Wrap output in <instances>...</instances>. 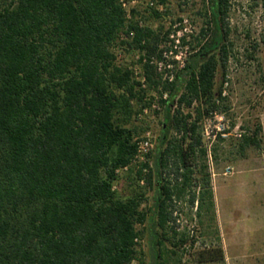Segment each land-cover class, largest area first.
<instances>
[{
	"label": "trees",
	"instance_id": "1",
	"mask_svg": "<svg viewBox=\"0 0 264 264\" xmlns=\"http://www.w3.org/2000/svg\"><path fill=\"white\" fill-rule=\"evenodd\" d=\"M229 7L206 0L194 52L172 81L144 65L149 86L168 99L154 164L137 169L133 101L146 89L115 50L160 57L169 33L142 25L136 8L129 17L121 0H0V264H147V225L154 264H181V255L171 261L188 241L181 199L216 222L211 176L203 164L197 180L195 159L207 155L200 122L225 99L216 77L221 68L225 78L233 49ZM259 130L241 146H260ZM124 168L154 190L151 205L145 190L117 194ZM224 258L221 245L200 253L201 261Z\"/></svg>",
	"mask_w": 264,
	"mask_h": 264
},
{
	"label": "rangeland",
	"instance_id": "2",
	"mask_svg": "<svg viewBox=\"0 0 264 264\" xmlns=\"http://www.w3.org/2000/svg\"><path fill=\"white\" fill-rule=\"evenodd\" d=\"M126 1L131 10L137 9L136 19L142 25L162 28L164 37L167 33H176V29L182 28L181 33L188 34L189 41L194 43L195 37L205 24L206 17L201 12H204L206 0H189L187 4L180 0H167L165 3L155 0L153 6L149 5L150 0ZM229 3L227 21L231 33L228 41L233 43V49L227 62L225 78L221 68L216 77V89L224 81L222 88L225 99L220 102L222 110L205 114L200 122L203 147L206 148L207 155L203 157L198 153L195 159L197 178L202 174L203 164L207 165L206 170L210 173L216 203V222L209 224L207 215H203L201 221L196 206L189 205V196L181 199L179 230L187 235L188 241L178 249V255L171 259L174 262L181 255V264H264L263 9L258 0H229ZM153 10H157L161 16L156 17ZM169 34L159 45L160 48L170 47ZM115 52L117 62L121 65L130 67L141 64L139 55L142 51L139 48L119 46ZM193 52L191 45L189 58ZM159 75L163 82L164 75L160 72ZM161 90L162 86L155 88L148 85L145 91L147 99L144 97V101H133L135 113L132 125L139 127L135 138L140 140L150 130L156 149L166 121ZM153 103H158L160 108L152 106ZM144 106L150 107L148 113L143 112ZM207 126L215 132L218 128L222 130L213 138L206 133ZM259 127L260 146L243 148L241 145L244 135H254ZM221 132L227 135L222 136ZM171 135L180 136L175 131L170 132ZM144 162L152 167L154 158L134 161V165L138 169ZM144 185L145 181H141L140 186H137L133 174L128 168H124L119 170L114 189L120 197H128L134 192L145 190L148 201L144 206L151 205L154 201V190L145 189ZM219 245L222 246L224 260H200L202 251H209ZM168 246L172 247L170 242ZM143 250L146 263L154 264L150 225L145 228Z\"/></svg>",
	"mask_w": 264,
	"mask_h": 264
},
{
	"label": "built area",
	"instance_id": "3",
	"mask_svg": "<svg viewBox=\"0 0 264 264\" xmlns=\"http://www.w3.org/2000/svg\"><path fill=\"white\" fill-rule=\"evenodd\" d=\"M124 8L127 10V14L131 16V8L128 7V2L126 0H121ZM155 4V0H150L149 5L153 6ZM176 27L178 24L175 25ZM182 28L176 29V33H170V47H164L162 56H149L145 51L139 55L141 64L133 65L129 68L132 70L134 77L137 81L140 82L143 88L148 87V81L145 74L144 65L147 63L154 64L157 67L158 72L164 75V81L167 79L172 81L175 78L177 73V69L180 70L187 64V58H189V54L191 53V43L190 36L185 33H181ZM183 32V31H182ZM186 36V42L183 41L182 37ZM162 49V48H161ZM194 51V50H193ZM147 99V97H145ZM161 99H168V92H162ZM152 106L160 108L158 103H153ZM149 106H144L143 112L148 113ZM142 114V113H140ZM222 130L218 128V131L215 132L214 129H211L210 126L206 127V133L211 135L213 138H216L218 132ZM222 136H226L227 134L221 132ZM241 136V134H239ZM138 149L137 154L135 156L134 161L147 160L150 158L149 156L155 151L156 145L154 142V136L150 130H147L143 137L140 140H137Z\"/></svg>",
	"mask_w": 264,
	"mask_h": 264
}]
</instances>
